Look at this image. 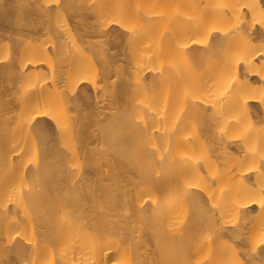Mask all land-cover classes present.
I'll return each instance as SVG.
<instances>
[{
	"label": "bare ground",
	"instance_id": "1",
	"mask_svg": "<svg viewBox=\"0 0 264 264\" xmlns=\"http://www.w3.org/2000/svg\"><path fill=\"white\" fill-rule=\"evenodd\" d=\"M0 264H264V0H0Z\"/></svg>",
	"mask_w": 264,
	"mask_h": 264
}]
</instances>
